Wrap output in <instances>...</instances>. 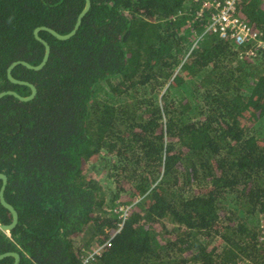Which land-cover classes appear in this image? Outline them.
Segmentation results:
<instances>
[{
	"label": "trees",
	"instance_id": "trees-1",
	"mask_svg": "<svg viewBox=\"0 0 264 264\" xmlns=\"http://www.w3.org/2000/svg\"><path fill=\"white\" fill-rule=\"evenodd\" d=\"M205 1L91 0L70 39L39 33L45 67L13 70L36 97L0 100V173L19 215L0 254L78 264L112 238L90 264H264V50L202 35ZM84 5L0 0V92L31 93L7 68L39 64L34 29L66 34ZM238 12L264 34V0Z\"/></svg>",
	"mask_w": 264,
	"mask_h": 264
},
{
	"label": "built area",
	"instance_id": "built-area-1",
	"mask_svg": "<svg viewBox=\"0 0 264 264\" xmlns=\"http://www.w3.org/2000/svg\"><path fill=\"white\" fill-rule=\"evenodd\" d=\"M241 1L242 0L205 1L198 15L201 16L205 10H208L210 17L202 35L216 33L222 39L232 40L237 45H250L247 55L255 56L258 51L264 50V34L254 31L252 26L245 22L239 15L238 8ZM131 207V205H122L114 209L120 219L119 228L123 227ZM261 230L264 236V221L261 224ZM111 245L112 238L84 254L78 264L92 263V261L100 257Z\"/></svg>",
	"mask_w": 264,
	"mask_h": 264
},
{
	"label": "water",
	"instance_id": "water-1",
	"mask_svg": "<svg viewBox=\"0 0 264 264\" xmlns=\"http://www.w3.org/2000/svg\"><path fill=\"white\" fill-rule=\"evenodd\" d=\"M90 8H91V0H85L84 8L79 13V15H78V17L76 19L74 27L72 28V30L70 32H68L66 34H60L56 30H54V29H52L50 27H47V26H40V27H37V28L34 29V37L36 38V40H38L44 46V55H43V58H42L41 62L39 64H37V65H32V64L28 63L27 61L18 60V61L12 62L9 65V67L7 68V78H8V80L10 82H12L13 84L28 86L31 89V93L28 96H22V95L18 94L16 91L9 89V90L0 92V100L2 98H4L5 96H13V97L17 98L18 100H20L22 102H29V101H32L36 97L37 92H38L37 91V87L34 84H32L31 82L16 79L13 76L14 68L16 66H18V65H23L26 68L34 70V71L42 70L45 67V65L47 64L48 60H49V57H50V54H51V46H50L48 41H46L44 38H42L39 35V33L41 31H47L51 35H53L55 38H57L58 40H62V41L68 40V39H70L71 37H73L77 33V31H78V29H79V27H80V25L82 23L83 18L88 13ZM0 180L2 182V185H1V188H0V203L12 215V221H11L10 224H8V225L0 224V231L6 232V233H10L17 226L18 221H19V215H18L17 210L10 203H8L6 201V199H5V190H6V187H7V184H8L7 175L4 174V173H0ZM8 256H12L14 258V264H19L21 256L17 252H7V253L0 254V260L5 258V257H8Z\"/></svg>",
	"mask_w": 264,
	"mask_h": 264
},
{
	"label": "rangeland",
	"instance_id": "rangeland-1",
	"mask_svg": "<svg viewBox=\"0 0 264 264\" xmlns=\"http://www.w3.org/2000/svg\"><path fill=\"white\" fill-rule=\"evenodd\" d=\"M102 182H103V185L105 186V188H106V191L107 190H109V188H111L112 186L109 184V182L108 181H106V179H105V177L104 176H102V177H100L99 178Z\"/></svg>",
	"mask_w": 264,
	"mask_h": 264
}]
</instances>
